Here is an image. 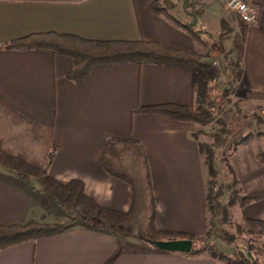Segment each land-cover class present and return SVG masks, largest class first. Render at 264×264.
I'll list each match as a JSON object with an SVG mask.
<instances>
[{"label": "crops", "instance_id": "obj_1", "mask_svg": "<svg viewBox=\"0 0 264 264\" xmlns=\"http://www.w3.org/2000/svg\"><path fill=\"white\" fill-rule=\"evenodd\" d=\"M156 1L0 0V140L50 176L82 181L86 195L98 204L122 212L132 209V220L148 209L144 169L151 182L156 228L203 237L210 211L198 125L139 110L192 105L193 83L203 76L201 69L126 62L98 67L78 85L67 77L74 66L71 58L6 47L15 39L47 32L90 40L155 41L202 54L214 46V62L219 67L218 59L229 62L223 71L234 84L229 91L234 112L246 115L260 109L264 115V0H248L258 10L254 24L226 11L220 0H201V16L188 19L181 2L180 13L174 15L189 25L200 22L211 36L203 50L186 31L152 12ZM222 25L230 29L224 38L219 37ZM243 136L234 133L228 149ZM247 147H236L239 156L232 168L237 181L264 188V172L245 161ZM42 154L41 160L29 157ZM140 186L145 208L138 204ZM58 206L40 179L23 178L0 166V226L61 222L67 216ZM239 215L241 220H264V199L240 207ZM212 241L235 258L236 246L220 238ZM164 247L136 240L119 227L96 229L77 221L55 234L1 249L0 264H224L206 253Z\"/></svg>", "mask_w": 264, "mask_h": 264}, {"label": "trees", "instance_id": "obj_2", "mask_svg": "<svg viewBox=\"0 0 264 264\" xmlns=\"http://www.w3.org/2000/svg\"><path fill=\"white\" fill-rule=\"evenodd\" d=\"M176 0H164L161 4L159 0L151 6L153 13L164 16L170 23L186 31L197 44L206 45L200 31L195 27L176 17L171 11L177 6ZM182 11L188 19L197 20L203 13V9L194 0H183ZM226 32V33H224ZM230 33V29L222 25V33L219 37L224 38ZM7 48L16 50H46L53 54H59L71 58L74 62L68 78L76 84L81 85L88 75L96 68L110 66L126 62H134L139 65H177L185 68H199L201 70L210 69L212 56L209 53H198L195 51L182 50L166 47L155 41H126V40H90L75 35L62 34L56 32L31 34L19 39H15L6 45ZM220 72V71H219ZM218 72V73H219ZM219 77V76H218ZM218 77L214 74L205 75L198 78L193 83L194 103L190 106L161 105L154 107H140L139 110L145 113H163L174 119L207 125L213 121L220 125L217 134L212 135L211 143H199L200 152L204 155L208 171L211 176H215L214 161L216 150L225 147L228 138L232 133L230 124L231 116L226 111L225 104L229 103L226 89L215 91L214 85L218 82ZM208 104L213 105L212 109ZM215 112V113H214ZM255 136L252 132H247L242 139L233 144L237 147L245 144ZM122 142L125 140L111 139L110 142ZM52 154L49 155L51 159ZM260 162H264V151L256 155ZM0 166L23 178H37L41 180L43 189L54 201L64 207L70 217L67 223H46L29 221L23 224L0 226V250L9 246L18 245L23 242L36 239L38 237L55 234L67 227L71 223L81 221L96 229H115L122 226L130 217L132 209L127 212L113 210L98 204L93 198L84 192V184L80 180L69 182L60 181L47 174L43 166L39 163L28 160L22 154H15L3 147L0 140ZM147 173V190L149 196L148 203V232L143 238L149 242L161 243V240L177 241L197 239L198 236L185 232L165 231L156 228L155 225V202L151 189V182ZM211 189L207 193V204L212 214L211 225L205 234L207 239L217 236L227 244L232 241L229 234L223 231L217 234L215 222L227 221V210L220 201L222 193H213L215 182L210 181ZM264 199V189L252 190L245 195L237 193L230 194L229 204L238 202L243 207L250 202ZM247 233L260 234L264 239V220L245 218ZM243 230H236L241 233ZM208 250L212 257L225 260L226 264H239L238 260L225 255L213 243L202 248H192L189 253L192 255L201 254Z\"/></svg>", "mask_w": 264, "mask_h": 264}, {"label": "rangeland", "instance_id": "obj_3", "mask_svg": "<svg viewBox=\"0 0 264 264\" xmlns=\"http://www.w3.org/2000/svg\"><path fill=\"white\" fill-rule=\"evenodd\" d=\"M159 2L161 4H164V0H160ZM181 2H182V0H179L178 6L174 10L171 11L172 13H176V14L180 13ZM223 8L226 11L233 13V12L227 10L225 7H223ZM191 26L195 27L197 30L200 31V34H201L202 38L204 39V41L206 42V44L208 42H209V44H211V40H212V39H210L211 36H210V34H207L206 32H204V30L201 27L200 22L196 23V25H194V23H193ZM220 33H222V26L220 27ZM224 33H226V32H224ZM198 45L201 47L202 50H203V47L205 48L207 46V45H203V44H198ZM212 47L214 48L213 50L208 49V50H204V52L209 53L212 56V59L210 61H212L213 66L208 70L207 69L202 70L203 76L200 78H203L205 75H209V74H214L216 77L219 76L218 79L220 78V80L218 82H216V84L214 85L215 91H218L217 89H219V90L226 89L225 86L227 84H229L228 83L229 77L223 71V70H225L226 66L229 65V62L226 59H218L219 60L218 64H220V67H219L214 62L215 53L213 51H216V47H214V46H212ZM226 91L228 93L227 97L229 99V103L225 104V107H226V111L229 113V115L232 118V121L230 124V128L232 130V133L229 136L228 142L225 145V147L220 149V150L219 149L216 150V154H215L216 158L214 161L215 176L210 175V173L208 171V167L206 165L207 193L211 189L210 181L215 182V184L213 185V193L214 194L219 193V192L222 193L220 201L223 205H225L226 210H227V221L225 223L219 222V221L215 222L214 228H215L216 233L219 235L222 234L223 231L228 232L229 238L231 239L230 241H232V242L230 244H227L224 241L223 242L227 245L236 246V249L232 250V251H234L232 253H235V251H237L235 253V259L238 260L239 264H264V239H263V236H261L260 234H249V233H247V231H246L247 225L245 224L244 219L241 220L240 215H239L240 204L238 202H236L234 204H229L230 194H232V193H237L239 195H245L249 191L264 189V188L246 187V185L241 184L237 181V175L233 170L234 167L232 165V161H233L234 157H238L239 155L236 154L237 148L234 147L233 144L242 138L236 139L231 144V147L228 149V147L230 145V144H228L229 139L231 138V136L234 133L240 131V132H242V134H244V136L247 132L254 133L255 136L251 140H249L245 144H242V145H249V147H247V152H245V153H248V156L245 155V153H244L245 148H243V150H244L243 156L240 158L241 163H242V160L244 161V159H242V158L245 155V161L246 162L247 161L249 162V160H251L254 167L257 166L259 169L262 170V172H264V162H260L256 157V155L259 152L264 151V115L261 114L260 109H258V110L252 109L246 115H244V114L242 115L240 112L238 113V111L234 112V111H236V109L233 108L234 106H233V103L231 102V98H230V94H229L230 90H226ZM212 107H213V105L208 104L209 109H212ZM196 125H198V127H199L198 136L200 137L202 143H211L212 142V135L217 134L219 131V128H220V125L216 124V121H213V122H211L207 125H204V126L202 124H198V123H196ZM238 136H239V133H238ZM29 157L33 160H41V158H43V154L41 157L40 156L39 157L38 156H32V155H29ZM205 163H206V161H205ZM244 166H245V164H244ZM142 170H143L142 172L145 175L146 172L144 171V169H142ZM141 176L142 175H140L139 177H141ZM139 177H138V179H137V177H135L136 181H138V182H139ZM138 189H139V193H140L138 204H139V206H141V208H145V207H143V204H142L143 200H144V198H143L144 195L142 194L143 192L141 191L142 190L141 186ZM53 201H54V199H53ZM54 203H56V202L54 201ZM56 205H59V204L56 203ZM58 207H60V208H58L60 213L65 214L67 217L64 220L60 219L61 222H57V223H59V224L60 223L61 224L67 223L70 219V217L67 213V210L64 207H62L61 205H59ZM55 208H57V207H55ZM148 215H149L148 209L145 211H142V213L139 214L135 220L128 219L122 226H119V229L126 232L127 234L135 236L136 240L138 239V240H142L144 243H151L149 241H146L143 238L144 236H146V234L148 232V229H147ZM211 218H212V214L210 212L209 227L211 225ZM72 224L73 223H71L70 225H72ZM237 229L238 230L241 229L243 231L238 234V233H236ZM216 238H219V237L217 236ZM168 242H171V241L166 240V239L161 240V244L165 245V246L167 245ZM191 242H192V244H191L192 245L191 249H192V248H202L205 245L212 243L213 241L211 239H207L205 236H203V237H198L197 239H194ZM153 243H156V242H152V244ZM218 247H220V250L222 252H224L225 254L230 253L229 249L227 251L221 246H218ZM164 249H169V248L164 247ZM202 253H206V254L211 255L208 250H204ZM222 261H224V264H226L225 260H222Z\"/></svg>", "mask_w": 264, "mask_h": 264}, {"label": "built area", "instance_id": "obj_4", "mask_svg": "<svg viewBox=\"0 0 264 264\" xmlns=\"http://www.w3.org/2000/svg\"><path fill=\"white\" fill-rule=\"evenodd\" d=\"M199 7L201 6V0H195ZM224 7L237 14L241 20L246 23L254 24L258 21V10L256 6L248 0H220ZM233 83H229L225 86L226 90H230Z\"/></svg>", "mask_w": 264, "mask_h": 264}, {"label": "water", "instance_id": "obj_5", "mask_svg": "<svg viewBox=\"0 0 264 264\" xmlns=\"http://www.w3.org/2000/svg\"><path fill=\"white\" fill-rule=\"evenodd\" d=\"M192 242L190 240H177L168 242L166 247L172 250H180L189 252L191 250Z\"/></svg>", "mask_w": 264, "mask_h": 264}]
</instances>
